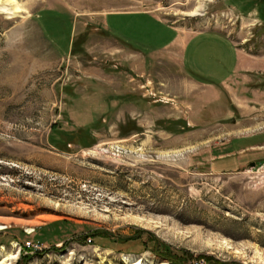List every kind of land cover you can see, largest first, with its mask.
Here are the masks:
<instances>
[{
    "label": "rangeland",
    "instance_id": "1",
    "mask_svg": "<svg viewBox=\"0 0 264 264\" xmlns=\"http://www.w3.org/2000/svg\"><path fill=\"white\" fill-rule=\"evenodd\" d=\"M135 11L228 36L239 69L194 84L180 51L132 55L101 22ZM108 22L142 51L173 35ZM263 132L264 0H0V263L264 264V161L212 171Z\"/></svg>",
    "mask_w": 264,
    "mask_h": 264
},
{
    "label": "crops",
    "instance_id": "2",
    "mask_svg": "<svg viewBox=\"0 0 264 264\" xmlns=\"http://www.w3.org/2000/svg\"><path fill=\"white\" fill-rule=\"evenodd\" d=\"M143 16V17H150L154 21L161 23L165 28L170 29L173 32L172 38L165 42L162 45H158L156 47H144L143 51L138 47L140 45H129L127 39L119 38L115 33L117 28L111 27L108 19L111 16ZM101 27L105 29V33H108L112 39L128 46L129 51L134 53L141 54V57H145L146 55L151 54V52H158L164 49H170L169 52L176 53L181 52V64L186 65L187 70L191 71V75L189 76L190 80L194 83H201L203 84H213L215 80H223L232 76L234 71L236 72L239 69L240 59L238 56V51L236 46L232 42V40L226 36L222 35L216 31H206L199 34H195L190 38H187L185 41L180 42V33L172 26L166 24L162 19L157 17L154 13L149 11H135V12H113L106 14L105 17L102 18ZM211 41V46L213 45V41L217 42L222 50H224L225 54L228 56L227 58H223L222 55H218L220 53L214 54L212 51H209V55L214 58V62L207 63V62H200L201 60L198 59V53L200 46H197L201 43L208 44ZM193 44L194 50L189 48L190 45ZM144 50H148L144 52ZM179 52V53H180ZM208 56V57H210ZM198 59V60H197ZM229 63H231L229 65ZM210 64V65H209ZM197 73V74H196ZM196 74V75H194ZM217 74V75H216ZM234 122V120H233ZM236 122V121H235ZM257 138L254 141L246 142V140L241 143L243 146H246L244 149H240L238 151L244 153L243 155L236 154L237 146L236 143H230V147L223 152L222 156H218L221 160H216L218 164H215L212 167V171H219L223 172L224 170L228 169H237V168H244L248 165L253 164V158L262 159L264 161V132L262 134L254 135ZM254 136L246 137L244 139H252ZM247 151V152H243ZM220 153V152H218ZM245 165V166H244Z\"/></svg>",
    "mask_w": 264,
    "mask_h": 264
},
{
    "label": "built area",
    "instance_id": "3",
    "mask_svg": "<svg viewBox=\"0 0 264 264\" xmlns=\"http://www.w3.org/2000/svg\"><path fill=\"white\" fill-rule=\"evenodd\" d=\"M24 244H25L24 246H25L26 248H28V249H36V248L39 247L38 244H36L35 242L30 241V240L26 241Z\"/></svg>",
    "mask_w": 264,
    "mask_h": 264
},
{
    "label": "bare ground",
    "instance_id": "4",
    "mask_svg": "<svg viewBox=\"0 0 264 264\" xmlns=\"http://www.w3.org/2000/svg\"><path fill=\"white\" fill-rule=\"evenodd\" d=\"M15 9L16 10H20V8L19 7H15ZM2 10L3 11H8L6 8H2ZM10 11V10H9ZM1 230V229H0ZM126 258V257H125ZM14 258H12V256L9 258L8 257V259L7 260H5V261H3L2 263H0V264H6V262H8L9 260H13ZM128 258H126V260H127ZM133 264H139V261H136V262H133Z\"/></svg>",
    "mask_w": 264,
    "mask_h": 264
},
{
    "label": "trees",
    "instance_id": "5",
    "mask_svg": "<svg viewBox=\"0 0 264 264\" xmlns=\"http://www.w3.org/2000/svg\"><path fill=\"white\" fill-rule=\"evenodd\" d=\"M23 251L26 250L24 247L22 248ZM29 256L23 255L18 261H16L15 264H27L26 260L28 259Z\"/></svg>",
    "mask_w": 264,
    "mask_h": 264
}]
</instances>
